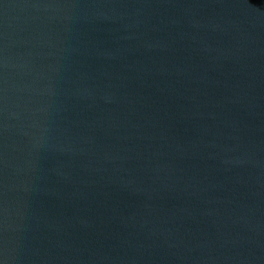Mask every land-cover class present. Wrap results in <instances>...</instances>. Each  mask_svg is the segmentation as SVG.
<instances>
[{"label": "water", "instance_id": "1", "mask_svg": "<svg viewBox=\"0 0 264 264\" xmlns=\"http://www.w3.org/2000/svg\"><path fill=\"white\" fill-rule=\"evenodd\" d=\"M0 264H264V0H0Z\"/></svg>", "mask_w": 264, "mask_h": 264}]
</instances>
